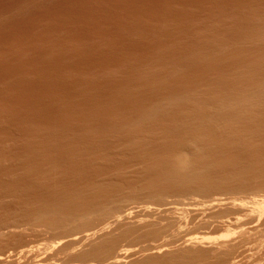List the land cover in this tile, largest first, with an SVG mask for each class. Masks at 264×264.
Masks as SVG:
<instances>
[{
	"label": "rangeland",
	"instance_id": "obj_1",
	"mask_svg": "<svg viewBox=\"0 0 264 264\" xmlns=\"http://www.w3.org/2000/svg\"><path fill=\"white\" fill-rule=\"evenodd\" d=\"M254 14L256 15L254 16ZM253 30L255 31L253 32ZM263 30L264 0H0V220L17 216L18 219L22 218L23 213L20 214V209L24 210L27 205H30L29 203L36 204L35 202L38 203L40 200H42L40 202L45 200L46 202L48 200V202H55L57 197L59 200H66L65 196L73 197L72 191H76H74V196H76L79 191L81 192V188L85 190L91 185L103 184L109 180L120 183V180L123 179L125 180H123L124 183L122 181V184H127L126 177L128 182L130 179L133 181L128 185L134 184L139 178L136 181L139 185L145 181L144 179L150 178L154 168L161 164L158 156L162 153H157L159 151L157 145L160 140L164 139L163 133L167 134L166 131H171L184 119L185 115L189 119L190 114L186 111L187 109H184L186 107L183 108L184 111L181 109L182 107H179L180 109L168 107L167 118H164L166 117L164 114L163 122L160 120L161 116H158L159 118L155 119L159 122L153 118L155 122H151V119L146 120L147 123L143 119L145 113L147 115L148 109L150 111L160 102H167L165 98L170 100L171 97L176 99L188 95L190 102L195 103V105L191 104L192 106L199 104L205 109L212 102L216 103L219 98L221 99L220 96H223L224 93H226L225 96L229 94L218 85L219 80L224 81L228 75L231 74L232 77L233 73L239 74L245 68L244 71L247 72L253 68L259 70L260 67H263L262 72H264V66H262L264 64ZM259 34L261 35L259 36ZM231 36L232 38H230ZM241 36L244 37L241 39ZM261 37L262 39H260ZM221 47L225 49L223 50ZM241 53L242 55H240ZM205 56L206 59H204ZM238 60L239 62L241 60V64ZM206 66L210 67V71L206 70L208 69ZM186 68L189 69L184 70ZM262 72L256 78L264 77ZM176 74L177 76H174ZM201 74L203 75L201 76ZM224 76L226 77L224 78ZM169 79L171 80L168 81ZM175 81H179L178 84ZM184 81H188L190 85ZM169 84L170 89L169 87L165 89ZM156 85L161 87L158 88ZM163 85L166 87L164 88ZM115 86L117 87L115 88ZM212 92L218 93L217 96ZM182 93L187 95L184 96ZM207 94L209 97L206 96ZM212 96L218 97V99L215 98V100ZM143 102L144 104H141ZM191 105L190 107H192ZM172 109L176 110L171 111ZM176 112L177 115L174 114ZM139 118H143V122L140 120L141 125ZM148 124H151V127ZM127 129H129V134ZM92 131H94V135ZM147 131L149 132L147 133ZM103 134L104 136L101 137ZM210 135L209 132L208 136L212 138L213 135H211L212 137ZM104 138L105 140H103ZM127 141L133 148L128 145ZM137 146L139 147L137 148ZM121 149H125V151L123 150V152ZM119 151L120 153H118ZM136 154H139L138 156L145 155L138 159ZM60 159L62 160L60 161ZM114 171L118 175H114ZM212 171L215 174V171ZM134 172H138L137 174L140 175ZM123 173H125L124 177L126 175L125 178H123ZM107 174L110 176L108 177ZM98 176L100 179L97 178ZM119 176H122V179ZM115 177H119L120 180L118 178L116 180ZM136 182L134 185H137ZM71 185L75 187H71ZM22 189L25 191L23 190V192ZM13 190L21 191L16 194L17 192H13ZM143 196L125 203L120 211L110 218L95 221V224L93 222L91 226L86 225L85 228L80 227L73 231L34 228L23 234L22 244L16 241L12 242L13 244L0 245V254H7L6 252H10L12 249L19 251L20 246L32 244L31 246L36 247L32 253L24 257L16 256L13 260L8 253L6 260L11 259L15 262L14 264H97L93 262L91 254L87 259L78 257L76 254L86 251L90 243L98 245L103 237L120 235L125 227L114 226L112 221L115 217H123L125 213L134 209L133 211L140 212L142 215L134 214L131 218L122 220L124 226L137 227L135 230L141 232L142 229L156 222L155 226L157 224L156 227L163 231H161V236H157L154 240L135 242L132 239L124 240L118 252L121 253L124 250L133 252L135 257L123 259L125 260L123 264H130L133 259L141 258L142 255L147 254L148 252H144L145 250L162 246H169L168 249L172 250L171 247L175 249L178 246L181 247L182 244L185 245L186 240L222 237L230 230L234 232L239 230L237 227L242 224L252 220L256 222L257 217L254 214L252 217L250 211L255 203L264 202V186H252L250 189L231 190L226 193L191 192L186 195H169L162 200ZM58 199L56 201H59ZM217 200H224L225 204L218 209L211 208V210L210 205ZM20 201L21 203H19ZM239 205L244 206V209L240 208L242 211L239 209ZM148 207L154 212H151L150 216L142 212ZM14 215L17 216L14 217ZM140 221L142 222L140 223ZM148 221H150L149 224ZM258 224L257 222L256 225L258 226ZM253 225L251 224L249 227ZM259 225L261 226V223ZM143 226L146 227L143 228ZM260 226H258L259 233L252 238L248 245L250 248L255 249L262 238L264 226ZM103 228L106 229L102 234L101 229ZM98 231L101 234L98 233L95 240L90 243L79 242L72 247H64L73 238L81 239L87 233ZM62 247H64L63 250H61ZM165 248L163 247V249ZM258 249H262L260 253L258 250L253 252L259 253L258 257L263 258L261 264H264V248ZM257 251L258 253H256Z\"/></svg>",
	"mask_w": 264,
	"mask_h": 264
},
{
	"label": "bare ground",
	"instance_id": "obj_2",
	"mask_svg": "<svg viewBox=\"0 0 264 264\" xmlns=\"http://www.w3.org/2000/svg\"><path fill=\"white\" fill-rule=\"evenodd\" d=\"M251 2V1H250ZM256 14H254L255 16ZM259 15V14H258ZM248 17V16H247ZM262 17V16H261ZM245 18V17H244ZM254 19V18H252ZM251 19V20H252ZM257 21V20H256ZM262 21V20H261ZM244 23V22H243ZM259 23V21H258ZM262 23V22H261ZM260 23V24H261ZM247 24V23H246ZM250 24V23H249ZM257 24V23H256ZM251 25V24H250ZM253 25V24H252ZM243 26V25H242ZM241 26V27H242ZM254 26V25H253ZM247 27V26H246ZM252 27V26H251ZM256 27V26H255ZM254 27V28H255ZM262 27V26H261ZM260 28V27H259ZM257 29V28H256ZM258 30V29H257ZM248 31V30H247ZM255 30H253L254 32ZM264 31V30H263ZM236 32V31H232ZM258 32V31H257ZM240 33V32H239ZM260 33V32H259ZM262 33V32H261ZM229 34V33H228ZM234 34V33H233ZM238 34V32H237ZM243 34V33H242ZM258 33H256L257 35ZM255 35V36H256ZM261 34H259L260 36ZM234 36V35H233ZM249 36V35H248ZM258 36V35H257ZM263 36V35H262ZM244 36H241V39ZM232 38V36L230 37ZM246 38V37H245ZM248 39V38H247ZM262 39V37L260 38ZM240 40V39H239ZM212 41V40H211ZM229 41V40H228ZM232 39L230 40V42ZM234 41V40H233ZM241 41V40H240ZM244 41V40H243ZM257 41V40H256ZM259 41V39H258ZM261 41V40H260ZM213 42V41H212ZM220 42V41H219ZM225 42V41H224ZM229 42V43H230ZM238 42V41H237ZM249 42V41H248ZM253 42V41H252ZM207 43V42H206ZM217 43V42H216ZM218 44V43H217ZM222 44V43H221ZM210 46V44H208ZM225 45V44H224ZM237 45V44H236ZM228 46V45H226ZM217 47V46H216ZM229 47V46H228ZM222 48V47H221ZM201 49V48H200ZM210 49V48H209ZM219 49V48H218ZM223 50L225 48H222ZM221 49V51H222ZM261 49V48H260ZM199 50V49H198ZM220 51V52H221ZM226 51V50H225ZM230 51V50H229ZM240 51V50H239ZM255 51V50H253ZM264 51V50H263ZM195 53L194 51H192ZM214 52V51H213ZM212 52V53H213ZM223 52V51H222ZM228 52V51H227ZM226 52V53H227ZM245 52V50H244ZM248 52V51H247ZM251 52V50H250ZM258 52V51H257ZM225 53V52H224ZM260 53V52H259ZM208 54V53H207ZM216 54V53H215ZM218 54V53H217ZM221 54V53H220ZM254 54V53H253ZM256 54V53H255ZM191 55V54H190ZM189 55V56H190ZM193 55V54H192ZM196 55V54H195ZM203 55V54H202ZM242 55V53L240 54ZM188 56V55H186ZM198 56V55H197ZM210 56V55H209ZM192 57V56H191ZM208 57V56H207ZM235 57V56H234ZM247 57V56H246ZM184 58V57H182ZM188 58V57H187ZM248 58V57H247ZM191 59V58H190ZM189 59V60H190ZM197 59V58H196ZM192 59V60H196ZM199 59V58H198ZM206 59V56L205 58ZM203 59V60H204ZM208 59V58H207ZM214 59V57H213ZM227 59V58H226ZM250 59V57H249ZM254 59V57H253ZM209 60V59H208ZM231 60V59H230ZM244 60V58H243ZM255 60V59H254ZM225 61V59H224ZM248 61V60H246ZM251 61V60H250ZM196 62V61H195ZM202 62V61H200ZM209 62V61H208ZM223 62V61H222ZM233 62V61H232ZM237 62V61H235ZM239 62V60H238ZM241 62V60H240ZM239 62V63H240ZM194 63V62H193ZM192 63V64H193ZM198 63V62H197ZM212 63V62H211ZM250 63V62H249ZM191 64V65H192ZM195 64V63H194ZM207 64V63H206ZM236 64V63H235ZM241 64V63H240ZM243 64V63H242ZM179 64L177 63V66ZM196 65V64H195ZM205 65V64H202ZM211 65V64H210ZM209 65V66H210ZM219 65V64H218ZM226 65V64H225ZM244 65V64H243ZM181 66V65H180ZM185 66V65H183ZM188 66V65H186ZM185 66V67H186ZM223 65L221 64V67ZM228 66V65H227ZM226 66V67H227ZM233 66V65H232ZM231 66V67H232ZM238 66V65H237ZM264 66V64H262ZM179 67V66H178ZM207 67V66H206ZM212 67V66H211ZM236 67V66H235ZM257 67V66H256ZM260 67V66H259ZM176 68V66H175ZM197 68V67H196ZM206 69L207 71H210L209 68ZM213 68V67H212ZM217 68V67H216ZM214 68V69H216ZM220 68V67H218ZM230 68V67H229ZM262 68L258 70L257 68L250 69L249 71L245 73H233V76L231 77V74L226 77V80H219L220 82L218 85H220L225 91H227L228 95L223 96L219 95L221 99L218 97L212 96L214 99L217 98L218 100L216 103H211L209 106H205L203 109V106H192L191 104L195 105L192 101L190 102V98L186 96L187 94H183L186 97H180V98H172L170 100H167L165 98V103L160 102L157 106L154 108L148 109L147 115L146 111L145 117L143 121L151 120V122H155L157 119L161 116V121L164 117V114L166 116V112L169 108H177V109H187L188 114L190 117L188 119L187 115L184 116V119L176 125L174 128L171 129V131L167 134L163 133L164 139L160 140V142L157 145V153H162L160 156H158L159 161L161 162L160 165H158L153 173L150 175V178L144 179L145 181L141 185L137 184L134 185L133 182L127 181L128 178L126 177L127 184H122V176L117 177L121 182H114V181H107L103 184H97V185H91L88 189L81 188V192L79 191L76 196L71 198L66 197V200H59L55 202H35L36 204L27 205L25 209L22 211L20 209V214L23 213L22 218H10L6 220H0V245H8L12 242H22L23 240V234H26L25 232L31 231L34 228H44V229H51V230H60L65 229L69 231H73L76 229L85 228V226L91 224L95 221L104 220L107 218H110V216L117 214L118 211L122 208V206L129 202L133 201L135 199H139L141 195H146L147 197H150L152 199H161L169 196V195H180V194H187V193H193V192H200V193H211V192H230L231 190H245L250 189L252 186H264V77H258L260 76L262 72ZM181 69V68H180ZM189 69V68H188ZM187 68L184 70H188ZM177 70V69H176ZM179 70V69H178ZM183 70V69H182ZM193 70V69H192ZM197 70V69H196ZM200 70V69H199ZM219 70V69H218ZM223 70V67H222ZM240 70V69H239ZM264 70V69H263ZM175 71V70H174ZM180 71V70H179ZM204 71V70H203ZM217 71V69H216ZM235 71V69H234ZM185 72V71H184ZM190 72V71H188ZM192 72V71H191ZM227 72V71H226ZM236 72V71H235ZM177 73V72H176ZM186 73V72H185ZM203 73V72H202ZM209 73V72H208ZM213 73V72H212ZM216 73V72H214ZM232 73V72H231ZM264 73V72H262ZM200 74V73H198ZM211 74V72H210ZM237 74V75H236ZM260 74V75H259ZM141 75V74H140ZM168 75V74H166ZM183 75V74H182ZM187 75V74H185ZM192 75V74H190ZM189 75V76H190ZM203 74H201L202 76ZM209 75V74H208ZM225 75V74H224ZM137 76V75H136ZM170 76V75H169ZM174 76H177L174 75ZM230 76V77H229ZM262 76H264L262 74ZM196 77V76H195ZM205 77V76H204ZM216 77V76H215ZM137 78V77H136ZM134 78V79H136ZM153 78V77H152ZM157 78V77H156ZM161 78V77H160ZM166 78V77H165ZM179 78V77H178ZM182 78V77H181ZM194 78V77H193ZM205 78H208L207 76ZM229 78V79H227ZM133 79V78H132ZM142 79V78H140ZM146 79V78H145ZM144 79V80H145ZM150 79V78H149ZM159 79V78H158ZM157 79V81H158ZM190 79V78H186ZM197 79V77H196ZM201 79V78H199ZM198 79V81H199ZM169 79L168 81H170ZM185 80V79H184ZM209 80V79H207ZM135 81V80H134ZM143 81V80H142ZM147 81V80H146ZM156 81V80H154ZM161 81V80H160ZM163 81V80H162ZM174 81V79H173ZM194 81V80H193ZM196 81V80H195ZM194 81V82H195ZM201 81V80H200ZM211 81V80H210ZM140 82V81H137ZM179 82V81H177ZM175 81V83H177ZM147 83V82H146ZM150 83V82H149ZM156 83V82H154ZM160 83V82H159ZM163 83V82H162ZM161 83V84H162ZM166 83V82H165ZM169 83V82H168ZM184 83L187 82L184 81ZM205 83V82H203ZM208 83V82H207ZM213 83V82H212ZM216 83V82H215ZM216 83V84H217ZM140 84V83H139ZM152 84V83H151ZM150 84V85H151ZM178 84V83H177ZM196 84V83H194ZM198 84V83H197ZM201 84V83H200ZM149 85V84H147ZM176 85V84H175ZM181 85V83H180ZM184 85V84H183ZM114 86V85H113ZM152 86V85H151ZM157 86V85H156ZM174 86V85H173ZM187 86V85H186ZM194 86V85H193ZM203 86V85H202ZM217 86V85H216ZM215 86V87H216ZM112 87V86H111ZM117 86H115L116 88ZM145 87V86H144ZM158 87V86H157ZM159 87H161L159 85ZM158 87V88H159ZM164 87V85H163ZM166 87V86H165ZM164 87V88H165ZM170 84L165 88L167 89ZM179 87V86H178ZM201 87V86H199ZM211 87V85H210ZM214 88V86H212ZM125 88V87H124ZM142 88V87H141ZM140 88V89H141ZM182 88V87H181ZM187 88V87H186ZM206 88V87H205ZM204 88V89H205ZM212 88V89H213ZM126 89V88H125ZM144 89V88H143ZM146 89V88H145ZM190 89V88H189ZM195 89V88H194ZM203 89V88H202ZM207 89V88H206ZM217 90V88H215ZM121 90V89H119ZM124 90V89H123ZM150 90V89H149ZM158 90V89H156ZM175 90V88H174ZM199 90V89H198ZM197 90V91H198ZM201 90V89H200ZM223 90V91H224ZM145 91V90H144ZM152 91V88H151ZM155 91V90H154ZM160 91V90H159ZM167 91V90H166ZM173 91V90H172ZM179 91V90H178ZM181 91V90H180ZM210 91V90H207ZM119 92V91H118ZM122 92V91H121ZM129 92V91H128ZM132 92V91H131ZM164 92V91H163ZM162 92V93H163ZM191 92V91H190ZM206 93V91H204ZM217 92V91H216ZM219 92V90H218ZM222 92V91H221ZM134 93V92H132ZM147 93V92H146ZM151 93V92H149ZM158 93V92H157ZM160 93V92H159ZM165 93V92H164ZM169 93V92H166ZM172 93V92H171ZM177 93V92H176ZM188 93V92H185ZM192 93V92H191ZM195 93V92H194ZM214 95L216 93L212 92ZM220 93V92H219ZM223 93V92H222ZM221 93V94H222ZM126 94V93H125ZM139 94V93H138ZM137 94V95H138ZM142 94V92H141ZM170 94V93H169ZM189 94V93H188ZM193 94V93H192ZM212 94V95H213ZM218 94V93H217ZM216 94V96H217ZM118 95V94H117ZM116 95V96H117ZM133 95V94H132ZM136 95V94H135ZM134 95V96H135ZM140 95V94H139ZM143 95V94H142ZM141 95V96H142ZM154 95V94H153ZM156 95V93H155ZM165 95V94H164ZM177 95V94H176ZM196 95V94H195ZM211 95V93H210ZM114 96V95H113ZM120 96V95H118ZM129 96V95H128ZM151 96V95H150ZM168 96V95H167ZM175 96V95H174ZM181 96V95H180ZM205 96V95H204ZM208 96V94L206 95ZM130 97V96H129ZM143 97V96H142ZM146 97V95H145ZM149 97V95H148ZM162 97V96H161ZM176 97V96H175ZM194 97V96H192ZM197 97V95H196ZM209 97V96H208ZM223 97V98H222ZM117 98V97H116ZM134 98V97H133ZM152 98V97H151ZM158 98V97H157ZM170 98V97H168ZM195 98V97H194ZM207 98V97H206ZM127 99V96H126ZM125 99L126 103L127 100ZM135 99V98H134ZM153 99V98H152ZM156 99V97H155ZM193 99V98H191ZM200 99V98H199ZM208 99V98H207ZM212 99V98H211ZM109 100V99H108ZM119 100V99H118ZM124 100V98H123ZM122 100V101H123ZM133 100V99H132ZM137 100V99H136ZM135 100V101H136ZM141 100V99H140ZM143 100V99H142ZM154 100V99H153ZM158 100V99H157ZM202 100V99H201ZM213 100V99H212ZM210 100V101H212ZM216 100V99H215ZM215 100H213L215 102ZM139 101V100H138ZM144 101V100H143ZM156 101V100H155ZM90 102V101H89ZM119 102V101H118ZM132 102V101H131ZM159 102V101H158ZM198 102V99H197ZM207 102V101H206ZM53 103V102H52ZM130 103V102H129ZM149 103V102H148ZM147 103V104H148ZM202 103V102H201ZM50 104V103H49ZM55 104V103H54ZM125 104V103H124ZM128 104V103H127ZM135 104V103H134ZM138 104V103H137ZM136 104V105H137ZM140 104V103H139ZM141 104H144L141 103ZM152 104V103H151ZM155 104V103H154ZM205 104V102H204ZM153 105V104H152ZM190 105L192 107H190ZM201 105V104H200ZM203 105V103H202ZM96 106V105H95ZM128 106V105H127ZM148 106V105H147ZM178 106V107H176ZM198 106V107H197ZM74 107V106H73ZM89 107V106H88ZM101 107V106H100ZM169 107V108H168ZM180 107V108H179ZM195 107V108H193ZM91 108V107H90ZM94 108V107H93ZM98 108V107H97ZM102 108V107H101ZM92 109V108H91ZM144 109V108H143ZM96 110V109H95ZM102 110V109H101ZM105 110V109H104ZM176 110L172 109L171 111ZM143 111V110H141ZM170 111V112H171ZM184 111V110H183ZM96 112V111H95ZM104 112V111H103ZM180 112V111H179ZM80 113V112H79ZM82 113V112H81ZM80 113V114H81ZM78 114V113H77ZM88 114V113H87ZM172 114V113H168ZM177 115V112L174 113ZM182 114V113H181ZM68 115V114H67ZM98 115V114H97ZM104 115V114H103ZM139 115V114H138ZM163 115V116H162ZM173 115V114H172ZM171 115V116H172ZM81 116V115H80ZM106 116V115H105ZM104 116V117H105ZM137 116V115H136ZM159 116V117H158ZM170 116V115H169ZM181 116V115H180ZM97 117V116H96ZM95 117V118H96ZM175 117V116H174ZM187 117V119H186ZM69 118V117H68ZM84 118V117H83ZM94 118V117H92ZM138 118V117H137ZM155 119V121L153 120ZM164 118H167L164 117ZM169 118V117H168ZM171 118V117H170ZM99 119V118H98ZM103 119V118H102ZM101 119V120H102ZM139 118L140 125L142 124ZM100 120V119H99ZM104 120V119H103ZM102 120V121H103ZM135 120V118H134ZM260 120V123H259ZM132 121V120H131ZM142 121V122H143ZM158 121V120H157ZM178 121V120H177ZM121 122V121H119ZM134 122V121H133ZM147 122V121H146ZM145 122V124H147ZM150 122V121H149ZM150 122V123H151ZM159 122V121H158ZM163 122V121H162ZM170 122V121H169ZM172 122V121H171ZM258 122V123H257ZM129 123V122H128ZM138 123V122H137ZM138 123V125H139ZM157 123V122H156ZM161 123V122H160ZM120 125L119 123H117ZM136 124V123H135ZM134 124V125H135ZM165 124V123H164ZM175 124V123H174ZM144 125V124H143ZM149 125V124H148ZM157 125V124H156ZM169 125V124H168ZM137 128V125H135ZM151 127V124L149 125ZM172 126V125H171ZM109 127V125H108ZM120 127V126H118ZM139 127V126H138ZM142 127V126H141ZM155 127V126H154ZM113 128V127H112ZM122 128V127H121ZM124 128V126H123ZM122 128V129H123ZM128 128V127H127ZM135 128V127H133ZM132 128V129H133ZM149 128V127H148ZM166 128V127H165ZM164 128V129H165ZM87 129V128H86ZM90 129V128H88ZM118 129V128H116ZM129 129H131L129 127ZM129 129H127V133L129 132ZM138 129V128H137ZM141 129V128H140ZM170 129V128H169ZM104 130V128H103ZM108 130V128H107ZM106 130V131H107ZM115 130V129H114ZM147 130V129H146ZM150 130V129H149ZM162 130V129H161ZM111 131V130H110ZM109 131V132H110ZM119 131V130H118ZM125 131V130H124ZM137 131V130H136ZM163 131V130H162ZM89 132V130H88ZM93 135H94V131ZM114 132V131H113ZM149 131H147L148 133ZM209 132L213 137L210 135L209 138ZM124 133V132H122ZM135 133V132H134ZM84 134V133H83ZM117 134V133H116ZM129 134V133H128ZM127 134V135H128ZM157 134V133H156ZM155 134V135H156ZM159 134V133H158ZM162 134V136H163ZM208 134V135H207ZM86 135V134H85ZM98 135V134H97ZM154 135V136H155ZM161 135V134H160ZM89 136V135H87ZM92 136V135H91ZM90 136V137H91ZM104 134L101 136L103 137ZM119 136V135H118ZM117 136V137H118ZM132 136V135H131ZM136 136V135H134ZM147 136V135H146ZM95 137V136H94ZM112 137V136H111ZM150 137V136H149ZM148 137V138H149ZM97 138V137H96ZM110 138V137H109ZM136 138V137H135ZM153 138V137H152ZM162 139V137H160ZM89 139V137H88ZM138 139V138H137ZM142 139V138H141ZM150 139V138H149ZM105 140V138L103 139ZM131 140V139H130ZM140 140V139H139ZM143 140V139H142ZM156 140V139H155ZM90 141V140H89ZM94 141V140H93ZM98 141V140H97ZM148 141V140H147ZM162 141V142H161ZM104 142V141H103ZM132 142V141H131ZM130 142V143H131ZM99 143V142H98ZM108 143V142H106ZM128 143V141H127ZM135 143V142H134ZM143 143V142H142ZM96 144V143H95ZM102 144V143H101ZM105 144V142H104ZM102 144V145H104ZM137 144V143H136ZM93 145V144H92ZM130 146L131 144L128 143ZM135 144H133L134 146ZM149 145V144H148ZM155 145V144H154ZM106 146V145H105ZM145 146V145H144ZM39 147V146H37ZM45 147V146H44ZM47 147V146H46ZM52 147V146H51ZM67 147V146H66ZM91 147V146H90ZM135 147V146H134ZM139 146H137L138 148ZM146 147V146H145ZM149 147V146H148ZM153 147V146H151ZM150 147V148H151ZM156 147V146H155ZM41 148V147H40ZM69 148V147H68ZM73 148V147H72ZM75 148V147H74ZM106 148V147H105ZM126 149V147H123ZM131 148L132 145H131ZM44 149V148H43ZM66 149V148H64ZM70 149V148H69ZM118 149V148H117ZM125 149H123L125 151ZM129 149V148H127ZM142 149V147H141ZM145 149V148H144ZM148 149V148H147ZM60 150V149H59ZM62 150V149H61ZM77 151V148L75 149ZM98 150V148H97ZM101 150V149H100ZM121 149V151H123ZM130 150V149H129ZM149 150V149H148ZM153 150V148H152ZM55 151V150H54ZM74 151V150H73ZM123 151V152H124ZM134 151V150H133ZM139 151L141 152L140 148ZM138 151V152H139ZM161 151V152H160ZM65 152V151H64ZM69 152V151H68ZM72 152V150H71ZM122 152V154H123ZM139 152V153H140ZM148 152V151H147ZM45 153V152H44ZM70 153V152H69ZM74 153V152H72ZM83 153V152H81ZM117 153V152H115ZM120 153V151L118 152ZM137 153V152H136ZM143 153V152H142ZM149 153V152H148ZM147 153V154H148ZM41 154V153H40ZM67 154V153H66ZM77 154V153H76ZM47 155V154H46ZM68 155V154H67ZM71 155V154H70ZM137 155V154H136ZM139 155V154H138ZM137 155V156H138ZM145 155V154H144ZM138 156V159H141L144 157ZM156 155V154H155ZM236 157H235V156ZM31 156V155H30ZM61 156V155H60ZM63 156V154H62ZM65 156V155H64ZM80 156V155H79ZM131 156V155H130ZM149 158V154L147 155ZM151 156V155H150ZM28 157V156H27ZM35 157V156H34ZM101 157V156H99ZM108 157V156H107ZM129 157V156H128ZM127 157V158H128ZM146 157V156H145ZM29 158V157H28ZM33 158V157H32ZM37 158V156H36ZM61 158V157H60ZM78 158V157H77ZM103 158V157H102ZM155 158V157H154ZM153 158V159H154ZM65 159V158H64ZM120 159V158H119ZM125 159V158H124ZM137 159V158H136ZM145 159V158H144ZM157 159V158H155ZM154 159V162H155ZM157 159V160H158ZM62 159H60L61 161ZM77 160V159H76ZM122 160V159H121ZM126 160V159H125ZM149 160V159H148ZM156 160V161H157ZM162 160V161H161ZM33 161V160H32ZM64 161V160H63ZM62 161V162H63ZM72 161V160H71ZM70 161V162H71ZM75 161V160H74ZM79 161V160H78ZM110 161V160H109ZM115 161V160H114ZM113 161V162H114ZM138 161V160H137ZM28 162V161H26ZM69 162V163H70ZM80 162V161H79ZM95 162V161H94ZM112 162V163H113ZM123 162V161H122ZM32 163V162H31ZM64 163V162H63ZM68 163V164H69ZM74 163V162H73ZM77 163V162H76ZM105 163V162H104ZM103 163V164H104ZM117 163V161H116ZM245 163L243 166L241 164ZM95 164V163H94ZM93 164V165H94ZM102 164V165H103ZM121 164V163H119ZM124 164V163H123ZM126 164V163H125ZM154 164V163H153ZM247 164V165H246ZM34 165V164H33ZM101 165V164H100ZM113 165V164H112ZM118 165V164H117ZM148 165V164H145ZM151 165V164H150ZM246 165V166H245ZM31 166V165H30ZM37 166V165H36ZM70 166V165H69ZM72 166V165H71ZM75 166H77L75 164ZM87 166V165H86ZM92 166V165H91ZM97 166V165H95ZM105 166V165H104ZM153 166V165H152ZM217 166V168H216ZM35 167V165H34ZM119 167V166H118ZM123 167H126L123 165ZM227 167L228 170H227ZM232 167V168H231ZM36 168V167H35ZM71 168V167H69ZM81 168V167H78ZM92 168V167H91ZM152 168V167H151ZM87 169V168H86ZM99 169V168H98ZM110 169V168H109ZM108 169V170H109ZM118 169V168H116ZM149 169V168H148ZM216 169V170H215ZM72 170V169H70ZM81 170V169H80ZM96 170V169H95ZM94 170V171H95ZM102 170V169H101ZM107 170V169H105ZM112 170V168L110 169ZM150 170V169H149ZM215 171V174L213 171ZM230 170V171H229ZM79 171V170H78ZM85 171V170H84ZM92 171V170H91ZM99 171V170H98ZM97 171V173H98ZM116 171V170H115ZM114 175H118L115 173ZM123 171V170H122ZM135 171V170H134ZM151 171V170H150ZM33 172V171H32ZM73 172V171H72ZM77 172V171H76ZM88 172V171H87ZM93 172V171H92ZM110 172V171H109ZM117 172V171H116ZM121 172V171H120ZM119 172V174H120ZM127 172V171H126ZM141 172V170H140ZM139 172V173H140ZM148 172V171H147ZM26 173V172H25ZM30 173V172H29ZM41 173V172H40ZM91 173V172H90ZM100 173V172H99ZM108 173V172H105ZM113 173V172H112ZM111 173V174H112ZM122 173V172H121ZM132 173V172H131ZM130 173V174H131ZM136 173V172H134ZM133 173V174H134ZM138 173V172H137ZM136 173V174H137ZM70 174V173H69ZM80 174V173H79ZM123 173V178L124 177ZM127 174V173H126ZM142 174V173H141ZM148 174V173H146ZM34 175V174H33ZM38 175V174H37ZM87 175V174H85ZM89 175V174H88ZM101 175V174H100ZM140 175V174H137ZM22 176V175H21ZM39 176V175H38ZM81 176V175H80ZM97 176V175H96ZM94 176V177H96ZM102 176V175H101ZM100 176V177H101ZM105 176V175H104ZM108 176V174H107ZM110 176V174H109ZM108 176V177H109ZM136 176V175H135ZM147 176V175H144ZM20 177V176H19ZM27 177V176H26ZM34 177V176H33ZM41 177V176H40ZM69 177V176H68ZM67 177V178H68ZM75 177V176H74ZM132 177V176H131ZM134 177V175H133ZM138 177V176H136ZM135 177V178H136ZM143 177V176H142ZM31 178V177H30ZM86 178V177H85ZM91 178V177H90ZM89 178V179H90ZM98 179L99 176L97 177ZM104 178V177H102ZM113 178V177H112ZM115 177V179L117 180ZM144 178V177H143ZM13 179V178H12ZM44 179V178H43ZM48 179V178H47ZM73 179V177H71ZM82 179V178H81ZM87 179V180H89ZM93 179V178H92ZM96 179V178H94ZM108 179V178H107ZM141 179V178H140ZM23 180V179H22ZM30 180V179H28ZM38 180V179H37ZM84 180V179H83ZM82 180V181H83ZM133 180V179H132ZM143 180V179H142ZM13 181V180H12ZM19 181V180H18ZM33 181V179H32ZM39 181V180H38ZM43 181V180H42ZM66 181V180H65ZM106 181V180H105ZM14 182V181H13ZM28 182V181H27ZM67 182V181H66ZM77 182V181H76ZM75 182V183H76ZM97 182V181H96ZM68 183V182H67ZM74 183V184H75ZM124 183V181H123ZM139 183V182H138ZM27 184V183H26ZM72 184V183H71ZM132 184V185H131ZM10 185V184H9ZM14 185V184H13ZM29 185V184H27ZM39 185V184H38ZM49 185V184H48ZM77 185V184H76ZM82 185V184H81ZM85 185V184H84ZM83 185V186H84ZM74 185H71V187ZM86 186V185H85ZM31 187H33L31 185ZM38 187V186H37ZM66 187V186H65ZM70 187V188H71ZM75 187V186H74ZM73 187V188H74ZM78 187V186H77ZM76 187V188H77ZM8 188V187H7ZM16 189V188H15ZM64 189V188H63ZM75 189V188H74ZM12 190V189H11ZM19 190V189H17ZM24 189H22L23 191ZM83 190V191H82ZM21 191V190H20ZM20 191H15L18 194ZM25 191V190H24ZM23 191V192H24ZM39 191V190H38ZM51 191V190H50ZM57 191V190H56ZM60 191V190H59ZM66 191V190H65ZM70 191V190H69ZM247 191V190H246ZM76 192V191H75ZM51 193V192H50ZM60 193V192H59ZM68 194V192H66ZM64 193V194H66ZM55 194V193H54ZM70 194V193H69ZM218 194V193H217ZM72 195V194H71ZM8 196V195H7ZM20 196V195H18ZM22 196V195H21ZM20 196V197H21ZM28 196V195H27ZM61 196V195H60ZM29 197V196H28ZM35 197V196H34ZM64 197V198H65ZM75 197V198H74ZM144 197V196H143ZM52 198V197H51ZM60 198V197H59ZM71 198V199H70ZM14 199V198H13ZM12 199V200H13ZM69 199V200H68ZM35 200V199H34ZM151 200V199H150ZM51 201V200H50ZM2 202V201H1ZM14 202V201H13ZM12 202V204H13ZM33 202V201H32ZM3 203V202H2ZM16 203V202H15ZM21 203V201L19 202ZM27 203V202H26ZM11 204V205H12ZM225 204L224 200H217L214 201L210 205V209L212 208H219L220 206H223ZM17 205V204H16ZM22 205V204H21ZM25 205V204H24ZM227 205V204H226ZM13 206V205H12ZM1 207V206H0ZM11 207V206H10ZM19 207V206H18ZM235 207V205H234ZM6 208V207H5ZM9 208V206H8ZM22 208V206H21ZM244 209V206L239 205V209ZM251 216L254 217L252 214L257 217L256 222L252 220L249 223L242 224L241 226H238L237 228L239 230L237 231H228L227 234L222 235V237L217 238H211V239H202V240H195L190 239L189 241L186 240L182 244L181 247L178 246V248H175L172 250H169L168 247L162 246L159 248L154 249H148L144 252H148L147 254H144L141 256V258L133 259L132 261L128 262L130 264H261L263 261V258H259L258 255L260 251L258 248H264V233L259 238L260 242L257 244V247L250 248L248 245L250 244V241L254 236H256L259 232L258 226L261 223V226H264V202L261 203H255L254 207H252ZM17 209V208H16ZM211 209V210H212ZM221 209V208H220ZM240 209V210H241ZM134 209H131L128 211V213H125L123 217H115L112 221V225L118 226V227H125L123 229V232L118 236H106L103 237L100 242H98V245H94L90 243V241L95 240L96 235L100 232H92L85 234L81 239L73 238L69 240V242L64 247H72L73 245L78 244L79 242H87L90 243L88 245V249L86 251H83L81 253H77L76 255L78 257L87 259L89 257V254H91L93 257V262L97 264H123V259L133 258L135 255H133L130 250H124L121 253L118 252V249L121 245V243L124 240L132 239L135 241H146L150 239H155L157 236H161V231H163L161 228L156 227L154 223L148 225L147 228H144L146 226H143V231L137 232L135 228L137 227H131V225L124 226L122 220H126L129 217L131 218L132 215H139L140 212L133 211ZM153 210V209H152ZM246 210V209H245ZM248 210V209H247ZM4 211V210H3ZM242 211V210H241ZM244 211V210H243ZM13 212V211H12ZM143 214H150L151 209H144ZM10 213V212H9ZM17 213H19L17 211ZM15 213V214H17ZM154 213V212H153ZM19 215V214H18ZM142 215V214H140ZM151 215V214H150ZM149 215V216H150ZM6 216V215H5ZM10 216V215H9ZM21 217V216H20ZM138 218V216H137ZM256 219V218H255ZM142 221H140L141 223ZM150 221H148L149 224ZM257 222L259 223L258 226L256 225ZM139 223V221H138ZM255 223V224H254ZM253 225L249 227V225ZM263 224V225H262ZM139 225V224H137ZM145 225V224H144ZM108 226V225H107ZM257 226V227H254ZM260 226V227H261ZM163 228V227H162ZM169 228V227H168ZM106 229V228H105ZM105 229H101V233H105ZM64 230V231H65ZM166 230V228H165ZM226 231V232H227ZM232 231V232H231ZM18 233V234H16ZM31 233V232H30ZM99 233V235L101 234ZM29 234V233H28ZM163 234V232H162ZM165 234V233H164ZM105 235V234H104ZM103 236V235H101ZM99 238V237H98ZM100 239V238H99ZM14 240V241H11ZM131 240V241H132ZM98 241V240H97ZM25 242V241H24ZM23 242V243H24ZM19 243V244H20ZM13 244V243H12ZM18 244V245H19ZM22 244V243H21ZM27 244V243H25ZM32 245V244H31ZM24 245L20 246V250L16 251H8L9 257L13 260L16 256L24 257L27 254H30L34 251L35 246ZM170 245V244H169ZM14 246V245H13ZM174 246V245H173ZM176 246V245H175ZM256 246V245H254ZM253 246V247H254ZM2 247V246H1ZM62 247L61 250L64 249ZM163 247L165 249H163ZM177 247V246H176ZM249 247V248H247ZM14 248V247H13ZM17 249V248H16ZM18 250V249H17ZM60 250V251H61ZM254 250H258L255 254ZM254 253L251 254L250 253ZM254 251V252H253ZM91 252V253H90ZM143 253V252H142ZM249 253V254H247ZM5 253L0 254V264H14L15 262L6 260ZM257 256V257H255ZM261 256V255H260ZM20 260V259H19ZM91 264V263H90Z\"/></svg>",
	"mask_w": 264,
	"mask_h": 264
}]
</instances>
